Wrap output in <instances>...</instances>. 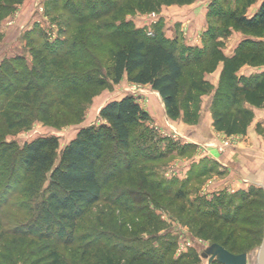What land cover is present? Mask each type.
Returning a JSON list of instances; mask_svg holds the SVG:
<instances>
[{
    "label": "trees",
    "instance_id": "16d2710c",
    "mask_svg": "<svg viewBox=\"0 0 264 264\" xmlns=\"http://www.w3.org/2000/svg\"><path fill=\"white\" fill-rule=\"evenodd\" d=\"M23 1L0 0V42L4 38L3 20ZM192 1H65L61 11L77 25L65 49L46 48L47 51L44 46L37 47L32 64L24 57L0 61V118L6 128L27 127L34 117L56 126L82 121L85 105L106 85V77H111L115 84L128 77L134 84L149 85L159 93L173 120L181 116L182 110L196 116L194 110L199 108L201 95L212 91L211 84L203 79L204 74L223 60L221 84L213 101L214 127L229 136L244 134L254 118L245 103L264 107V74L247 78L238 73L246 64L264 65V40L246 38L236 54L227 58L213 43L204 50L178 48L163 36L162 23L151 36L124 19L134 11L157 12L163 5ZM215 10L228 19L226 26L232 25L256 38L264 37V2L252 17H246L244 11L228 17L223 7L212 12ZM109 15L111 21H98ZM213 31L210 27L208 34ZM105 60L107 69L103 68ZM187 74L189 82L182 98V82ZM100 118L103 123L81 128L60 155V142L54 136L26 142L21 150L0 145V181H12L8 190L17 196V205L28 214L34 213L30 219L26 216L23 226L14 231L5 229L0 221V253L6 247L15 252L20 243L30 240L35 249L23 264H196L200 260L197 250L193 257L175 260H168L164 253L158 255L154 249L132 252L128 246L111 244L112 238L105 234L77 245L79 222L104 198L108 208L131 214L121 228H133L132 234L146 232L148 226L155 231L162 229V222L151 218L145 210L147 200L157 199V204L166 200L173 215L194 228L193 236L218 243L232 253H244L261 244L264 213H259L257 199L243 196L234 209L218 213L195 204L183 189L168 191L167 185L151 180L142 171L162 155L154 157L157 148L145 145L144 132L138 137V149H133V129L149 118L135 96L126 95L107 103L100 110ZM140 157L143 162L137 165ZM103 167L107 169L101 177ZM134 177L138 179L135 181ZM252 243L256 246L252 247ZM5 254H0V264H13Z\"/></svg>",
    "mask_w": 264,
    "mask_h": 264
},
{
    "label": "rangeland",
    "instance_id": "374dc122",
    "mask_svg": "<svg viewBox=\"0 0 264 264\" xmlns=\"http://www.w3.org/2000/svg\"><path fill=\"white\" fill-rule=\"evenodd\" d=\"M65 1L67 0H24L21 4H19L16 10L3 20L1 25L4 38L0 42V61L3 58L24 57L28 64H32L34 60L33 51L37 47L44 46L45 50L48 49L49 51L51 49H58L59 47L65 49L66 42L73 37L77 27V25L73 23L72 18L61 11V5H63ZM106 1L110 2L112 0ZM163 6H161L160 10L157 12L141 13L139 11H134L132 13H128L125 15L124 19L134 25L136 29H143L149 35L154 36V31L161 23L163 31V23H165L164 15H166L165 13L167 12L164 11L165 9ZM224 9L226 11L229 10L228 7ZM69 20L72 22L68 23ZM111 20V15H109L108 18L104 19L101 17L98 21L103 22ZM165 26L166 34L169 35V30L173 32V25L168 24ZM211 43L212 42H207L208 47L211 46ZM103 64L104 69L109 67L106 64V60ZM198 69L201 71L203 70L199 67ZM106 81V85L99 89L91 102L85 105V114L80 122L56 126L54 124L42 122L34 117L29 126L9 130L0 118V145H6L8 147L12 146L15 150H21L26 142L34 140L38 137L54 136L57 137L60 142L58 152V155H60L63 148L76 137L81 128L91 125L98 126L104 122L100 118V110L103 106L111 101L120 100L126 95H133L136 97L143 109L145 111L148 109L150 112H148L149 118L133 129V149H138V137L144 132L146 133L143 137L145 145L147 143L148 145L157 148V152H154V157L162 155L160 160H153L151 163L147 161L150 164H146L147 167H144L142 170L149 175L151 180L158 181L157 183H161L162 186L167 185V187L171 189H167L168 191L176 192L183 189L187 192L188 197L195 201V204L201 208H211L216 210L218 213H224L234 209L241 203L243 196H249L251 200L257 199L260 203L258 211L259 213H264V184L252 180L253 182L248 185L240 184L236 186V184L232 183L231 180L228 182L231 171H233L234 168H236V172L239 171L236 166H222L225 170L221 173L225 175V180L219 185L220 187H218V185H216V177L209 180H207L208 177H196L195 174L199 172L196 168H191L188 172L187 166L189 160L184 162L178 159V161H176L177 163H172L173 159L172 161L169 160L168 157L166 159V150L164 149V141L166 142L165 139L171 137V135L176 138L180 135L178 132L172 131V129L168 128L169 121L172 118L169 119L165 116L162 102H160L161 100L157 94L146 92L143 86L132 83L128 77H125L119 84H115L111 77H106ZM188 82L189 76L187 74L182 82V98L186 92ZM144 97L151 98L150 102H148ZM155 97L159 99V105L156 104V107H152L153 109H150V104L155 105L152 100ZM228 141H230L231 144L225 147L224 142H222V148H228L234 144L232 139H228ZM147 155L149 157L151 154L147 152ZM141 156H144V154L142 153ZM4 161H7V159ZM141 162H143V158L140 157L137 161V165ZM206 163L209 162L206 161ZM9 165L10 164L8 163L6 167L9 168ZM169 165H171L172 168H169ZM207 165V169L214 171V176L218 175V167L212 166V168H210L213 163ZM189 166L191 167V162H189ZM6 167L5 175L7 177L9 172ZM106 169L107 168L105 167L104 171H101V177L104 176ZM209 176L213 177L211 175ZM133 179L136 181L138 178L134 177ZM189 180L191 181L189 182ZM1 181L0 221L5 229H12V231H14L15 228L22 227V224L26 222L25 219L28 217V219H30V216L34 213L30 212L28 214L27 211L19 205V203L17 205V196L12 192V190H8L12 187L10 185L12 181ZM174 192L173 194H175ZM156 198L158 197L155 196V199ZM156 200H147V207L145 210L151 218L158 219V221L162 222L161 230L155 231L152 226H148L146 232L132 234V231H134L133 228L128 226L125 228L127 230L121 228L125 219H128L127 217H130L131 214H124L122 211L119 212L117 209L108 208V204H106L104 198L101 203L96 205L79 222L76 229V244H85L89 240L95 241L93 238L105 234V237L112 238L110 240L111 244L119 243V246L122 248L128 246L132 252L154 249L158 255L162 253L166 254L168 260H175L181 257L185 258L187 255H191V257H193L196 252L195 250H197L200 260L196 264H209L208 260L202 257V253L213 243L202 237L193 236V232H195L194 228L186 224V222L180 221L177 216H174L166 200H161L160 202L158 201V204ZM210 202L212 205L207 204ZM139 217L141 216L139 215ZM140 225L144 226V224ZM122 233L127 235L123 236ZM29 241L27 240L26 243H20V246L15 248V252H12L10 247H6V251H3L0 254L4 255V253H6V257L9 260L11 259L13 264H23L24 260L27 259V256L33 249H35L33 246L34 244H31ZM260 245L254 247L256 244L252 243V247L254 248L246 251V253L253 256L252 264H256L255 252ZM60 247L62 248V246ZM168 247H170V249Z\"/></svg>",
    "mask_w": 264,
    "mask_h": 264
},
{
    "label": "crops",
    "instance_id": "0c3cea01",
    "mask_svg": "<svg viewBox=\"0 0 264 264\" xmlns=\"http://www.w3.org/2000/svg\"><path fill=\"white\" fill-rule=\"evenodd\" d=\"M263 2L264 0H193L188 4L164 5V11L167 12L164 15L163 36L169 41H174L178 48L193 47L204 50L208 47L207 42H212L217 44V49L224 57L231 58L236 54L239 44L244 39L264 40V37L256 38L244 34L232 25L226 26L224 23L228 19H225L223 15H219L218 10H215V13L212 12V9L228 7V17L235 13L238 14L240 11H244L246 17H252L259 11ZM168 24L173 25V32L169 30V35L165 32V25ZM210 27H213V34H208ZM211 35L214 36L211 37ZM223 69L224 62L219 60L214 70L205 72L203 79L211 84L212 91L201 95L197 110L191 109L192 112L196 111L197 115L193 116V113L187 115L185 110H182L181 116L175 121L169 118L159 93L149 85H141L146 92H152L159 96L165 116L170 119L168 128L180 135L177 138L171 135V137L165 139L166 159L167 157L171 161L173 159L172 163H177L178 159L184 162L189 160L191 167L188 162V172L191 168H196L199 172L197 171L198 173L195 176L208 177L207 180L216 177L218 187L225 180V175L221 173L225 170L222 166L227 167L230 165L236 166L240 172H236V168H234L229 175L228 182L231 180L236 186L240 184L248 185L253 182L252 180L264 184V107L256 108L245 103V106L253 111L254 118L244 134L229 136L224 132L217 131L214 127V94L221 84ZM263 74L264 65L254 66L249 64L244 65L238 73L239 76L247 78ZM144 98L148 102L151 100L149 97ZM152 100L155 105L150 104V109L159 105L158 98L155 97ZM146 110L149 112L148 109ZM189 117L191 120H188ZM228 139H232L234 144L231 147L222 148V142ZM206 161L209 163H206ZM211 163L213 165L210 168L212 166L218 167V175L214 176V171L207 169V164ZM169 168H172L171 165H169Z\"/></svg>",
    "mask_w": 264,
    "mask_h": 264
},
{
    "label": "water",
    "instance_id": "95a60500",
    "mask_svg": "<svg viewBox=\"0 0 264 264\" xmlns=\"http://www.w3.org/2000/svg\"><path fill=\"white\" fill-rule=\"evenodd\" d=\"M202 257L208 260L209 264L218 261L222 264H252V255L248 253L235 254L218 243L208 246L202 253ZM256 264H264V236L261 245L255 252Z\"/></svg>",
    "mask_w": 264,
    "mask_h": 264
},
{
    "label": "built area",
    "instance_id": "2783aa9c",
    "mask_svg": "<svg viewBox=\"0 0 264 264\" xmlns=\"http://www.w3.org/2000/svg\"><path fill=\"white\" fill-rule=\"evenodd\" d=\"M224 144H225L224 146L227 147V146H229V145L231 144V142L228 141V140H225V141H224Z\"/></svg>",
    "mask_w": 264,
    "mask_h": 264
}]
</instances>
